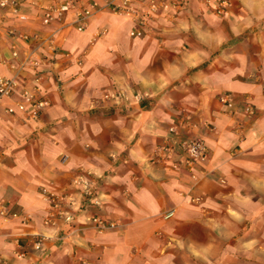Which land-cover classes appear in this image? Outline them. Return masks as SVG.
Here are the masks:
<instances>
[{
    "label": "crops",
    "instance_id": "0c3cea01",
    "mask_svg": "<svg viewBox=\"0 0 264 264\" xmlns=\"http://www.w3.org/2000/svg\"><path fill=\"white\" fill-rule=\"evenodd\" d=\"M61 1L0 5V264H264V0Z\"/></svg>",
    "mask_w": 264,
    "mask_h": 264
},
{
    "label": "built area",
    "instance_id": "2783aa9c",
    "mask_svg": "<svg viewBox=\"0 0 264 264\" xmlns=\"http://www.w3.org/2000/svg\"><path fill=\"white\" fill-rule=\"evenodd\" d=\"M7 0H1L0 5H6ZM12 3L14 0H10ZM73 0H64L61 1L55 5L48 6L45 11L42 13V21L44 23H48L52 18L59 19L61 15L68 11L71 7ZM114 8V6H113ZM98 9V4L95 1H89L85 4L81 5L78 10L74 11V19L72 20V24L78 31H82L87 24L88 18ZM115 9V8H114ZM55 13V16L53 15ZM130 35L132 36H139L141 35V30L137 27L130 30ZM27 36L23 35V38L25 39ZM13 55H16V52H12ZM14 86V80L12 77L9 76H0V104L1 100L4 96L9 95L12 91V88ZM220 100L224 103H227L228 105H231L230 97L228 94H223L220 96ZM37 106H40L39 103H37ZM1 107V106H0ZM9 111H12L11 108L8 109ZM187 150L189 152V161H196L198 159H204L205 158V146L201 141H192L187 144ZM87 182H83L84 188L87 189ZM50 197H55L53 193H50ZM92 221L95 223V225L101 229L105 226H112L113 223L106 224L105 221L100 218L98 215H93L91 217Z\"/></svg>",
    "mask_w": 264,
    "mask_h": 264
},
{
    "label": "rangeland",
    "instance_id": "374dc122",
    "mask_svg": "<svg viewBox=\"0 0 264 264\" xmlns=\"http://www.w3.org/2000/svg\"><path fill=\"white\" fill-rule=\"evenodd\" d=\"M221 101V100H220ZM222 102V101H221ZM222 103H224V102H222ZM227 104V103H226ZM228 105V104H227ZM230 107V106H229ZM246 110H247V112L249 113V114H252L253 113V111L250 109V107L248 106L247 108H246ZM192 141H201L202 142V140L200 139V138H198V137H193V138H190L187 142H184L183 143V145H184V148H185V150H186V152H187V154H188V157H189V152H188V150H187V144L188 143H190V142H192ZM203 143V142H202ZM204 145V144H203ZM206 149H205V155H206ZM87 182L88 183V181L87 180H84V179H81L80 180V183H82L83 184V182ZM88 185V184H87ZM84 187V186H83ZM86 191H87V189H88V186H87V189L86 188H84ZM198 199V198H197ZM105 221V223L106 224H108V223H112V222H110V221H106V220H104ZM112 226H114V223H113V225ZM112 226H110V225H108V226H105V227H103V228H106V227H112ZM103 228H101V229H103ZM241 230V229H240ZM223 247V249L225 248L226 250H228V246H227V244H224V246H222ZM228 260H225V261H220V263L219 264H228ZM189 264H214L213 263V261H206L205 263H201V262H199V261H196V260H194V259H189ZM215 264H217V263H215ZM237 264H261V262H256V261H248V263H246V262H244V261H237Z\"/></svg>",
    "mask_w": 264,
    "mask_h": 264
}]
</instances>
